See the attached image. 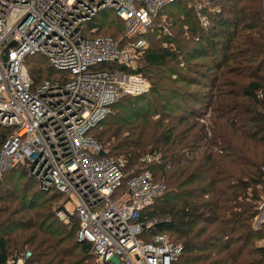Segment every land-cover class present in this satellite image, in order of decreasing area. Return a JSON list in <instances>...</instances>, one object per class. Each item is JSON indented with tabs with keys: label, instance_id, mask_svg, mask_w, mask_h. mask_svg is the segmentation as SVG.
<instances>
[{
	"label": "trees",
	"instance_id": "1",
	"mask_svg": "<svg viewBox=\"0 0 264 264\" xmlns=\"http://www.w3.org/2000/svg\"><path fill=\"white\" fill-rule=\"evenodd\" d=\"M189 1L170 2V35L156 41L144 35L150 45L138 65L126 69L144 76L148 91L117 98L89 134L103 155L122 157L127 169L146 168L165 185L142 215L162 218L148 231L181 245L173 264H264V244L256 242L264 239V221L252 226L256 186L264 182V0H226V9L212 7L210 14ZM96 26L93 34L104 35L97 32L102 24ZM26 59L34 83L57 75L41 55L38 63ZM11 131L0 125V145ZM147 154L156 160L141 162ZM16 169L30 178L33 191L27 194L29 178L16 184L14 174L0 183V201L7 193L16 203L10 210L0 207V264L27 248L23 264H86L92 256L89 245L75 239L76 220L69 217L74 220L65 225L55 215L61 194L41 191L25 165L5 173ZM14 231L25 233L8 248L7 235Z\"/></svg>",
	"mask_w": 264,
	"mask_h": 264
},
{
	"label": "built area",
	"instance_id": "2",
	"mask_svg": "<svg viewBox=\"0 0 264 264\" xmlns=\"http://www.w3.org/2000/svg\"><path fill=\"white\" fill-rule=\"evenodd\" d=\"M171 1L0 0V125L12 129L0 145V172L25 165L41 191L61 194L55 215L76 220L75 239L89 245L96 264H173L181 251L166 234L148 231L162 218L142 215L165 185L146 168L127 169L122 157L103 155L89 134L117 98L148 91V80L126 69L136 67L154 15ZM103 10L124 23L127 47L93 34L89 22ZM35 53L54 78L34 83L25 59ZM259 205L254 228L263 222L264 197ZM29 255L16 252L4 264Z\"/></svg>",
	"mask_w": 264,
	"mask_h": 264
},
{
	"label": "rangeland",
	"instance_id": "3",
	"mask_svg": "<svg viewBox=\"0 0 264 264\" xmlns=\"http://www.w3.org/2000/svg\"><path fill=\"white\" fill-rule=\"evenodd\" d=\"M172 3V2H171ZM216 3V2H215ZM229 4H231V2L229 3V1L227 2L226 0H218V2H217V4L216 5H214V3H212V2H205V1H202V0H190L189 1V5L191 6V7H193L194 9H203V10H205V12H206V14H210V10L211 9H214V8H212V7H215V9H218V8H223V9H226V6L227 5H229ZM173 5L174 4H170V3H168L167 5H165L164 7H163V11L161 12V14H159L158 15V19H156V17H157V13L154 15V17H153V19H152V25H151V28H149L148 30H147V32L144 34V35H147V37H148V39H153V41L155 40H158L159 39V37H161V36H163L162 34H161V25H163V26H166L167 28H169V20L166 18V16H167V14H166V12L167 11H173ZM261 10L263 11V13H264V6L261 8ZM158 11H160V10H158ZM105 14V15H104ZM102 15H104L103 17H102ZM98 16H100L96 21H92L90 24H89V26H94V25H99V24H102V26L101 27H99L98 28V30H97V32L98 33H100V34H104V35H111V37L113 36L114 37V39L116 38L117 40H118V42L120 43V45H122V46H126L127 47V42H129V40L128 39H126L123 35H124V31H125V25H124V23L123 22H121V21H119V20H117L114 16H113V14H112V12L110 11V10H103V11H101L100 12V15H98ZM97 17V16H96ZM154 18H155V21H154ZM199 20H200V23H201V25L202 26H207V24H208V22H209V20L206 18V17H200L199 18ZM205 22V24H203ZM167 24V25H166ZM182 27H183V29L185 30L186 28L185 27H187V26H185V25H182ZM169 30V29H168ZM165 36V35H164ZM150 45V41L148 40L147 41V39H146V45ZM163 45H166L165 43H163ZM143 53V52H142ZM142 55V54H141ZM141 55H140V57H141ZM37 56H38V54L37 53H35V54H32V55H29V56H27V62L28 63H31L32 64V60H34L35 59V63H38L37 61L38 60H36V58H37ZM139 57V58H140ZM43 60V59H42ZM39 62H41V61H39ZM138 62H136V65H138L137 64ZM40 65H41V67H43V65H42V62L41 63H39ZM180 64V63H179ZM140 65V64H139ZM189 73H191L190 71L188 72L187 71V73H186V75H188ZM173 76H171V78H172ZM175 84H177V85H180V82H175ZM181 85H183V84H181ZM183 87H185V88H188V89H198V88H196L195 86H183ZM147 97V96H146ZM118 101V100H117ZM177 102H178V100H176ZM208 112V111H207ZM207 115H208V113H204L203 115H202V119H204L205 120V117H207ZM158 115H157V113L156 112H154L153 113V116L151 117V120H154L156 117H157ZM170 120V117H169V119H165L164 120V123H166L167 121H169ZM100 126H98L96 129H95V131L96 130H98V128H99ZM125 127H126V125H125ZM94 132V131H93ZM106 150V149H105ZM123 152H125V151H123ZM115 153V152H114ZM116 155H118L119 153L117 152V153H115ZM262 170L264 171V167L262 168ZM8 173L6 174L5 173V171L3 172V173H5L6 175H1L0 174V178H2L3 176L5 177V181H2L1 179H0V183H6V181H8V180H10V177L12 176V174H14V180L16 181V184H27V178H29L27 175H26V173L24 174L25 176H23V177H20V175H19V169H16V170H12V172L13 173H9V171H7ZM14 183V182H13ZM263 184H264V182H263ZM263 184H260V185H257L256 186V189H257V192H258V195H259V197H258V200L256 201V203H255V205L258 207V206H260L259 204H261L262 203V200H263V197H264V189L262 190L261 188H262V185ZM6 186V185H5ZM8 186H9V188L11 187V185H10V182L8 183ZM7 187V186H6ZM28 188H27V194L29 195V194H31V192L33 191V188H32V186H31V184H30V178H29V185L27 186ZM5 189V188H4ZM6 190V189H5ZM15 190H16V192H18L20 189L19 188H17V187H15ZM15 192V191H14ZM20 192H21V190H20ZM3 193V192H2ZM4 194V193H3ZM7 199V200H6ZM55 202L57 203V204H64V199L61 197V198H57L56 200H55ZM4 205H8V210H10V209H13L15 206H16V203H15V201H13V197L11 196V195H9V194H7L6 193V198H5V200L3 199V200H1L0 201V207L1 206H4ZM256 207V208H257ZM65 208L66 209H69V205L67 204V203H65ZM5 214H0V217H3ZM65 215H66V217H71L69 214H68V212H66L65 213ZM263 215H264V206H263ZM55 218H56V216H55ZM61 223H63V224H65V225H70V223L69 222H71V221H73L74 219L73 218H67L66 220H62V219H59V218H57ZM263 221H264V218H263ZM25 232H20V231H14V232H11L10 234H8L7 235V238H9V240H8V242H7V245H8V248L12 245V242H11V239H13V238H16L17 239V237L20 235V234H24ZM27 233V232H26ZM74 235V234H73ZM72 240H73V236H72ZM19 242V241H18ZM257 242V244H259V245H261V244H264V239H261V240H257L256 241ZM23 248H26V247H23ZM30 250V248H27V249H23L24 251H27V250ZM18 250V249H17ZM16 250V251H17ZM20 250V249H19ZM28 250V251H29ZM15 253V252H14ZM30 256V255H29ZM86 260V261H85ZM85 260L83 261L84 263L86 262V264H93V261H92V258L91 257H86L85 258Z\"/></svg>",
	"mask_w": 264,
	"mask_h": 264
},
{
	"label": "water",
	"instance_id": "4",
	"mask_svg": "<svg viewBox=\"0 0 264 264\" xmlns=\"http://www.w3.org/2000/svg\"><path fill=\"white\" fill-rule=\"evenodd\" d=\"M10 44H12V42H10ZM3 58H5V57H3Z\"/></svg>",
	"mask_w": 264,
	"mask_h": 264
}]
</instances>
